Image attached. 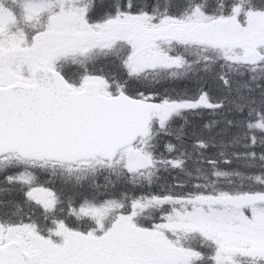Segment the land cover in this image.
Masks as SVG:
<instances>
[{
  "label": "snow or ice",
  "instance_id": "6c2138e0",
  "mask_svg": "<svg viewBox=\"0 0 264 264\" xmlns=\"http://www.w3.org/2000/svg\"><path fill=\"white\" fill-rule=\"evenodd\" d=\"M0 264H264V0H0Z\"/></svg>",
  "mask_w": 264,
  "mask_h": 264
}]
</instances>
